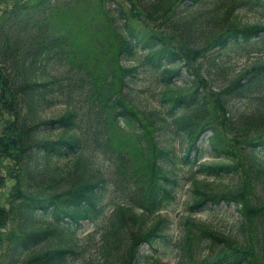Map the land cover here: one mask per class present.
<instances>
[{
	"label": "trees",
	"instance_id": "trees-1",
	"mask_svg": "<svg viewBox=\"0 0 264 264\" xmlns=\"http://www.w3.org/2000/svg\"><path fill=\"white\" fill-rule=\"evenodd\" d=\"M112 1L115 5L107 6L105 12L118 24L116 53L97 70L98 61L90 55L91 69L78 58L69 33L57 32L50 25L53 12L67 0L21 2L0 20V159L14 162L10 165L16 176V203L9 210L0 207V225L9 213L14 222L3 251L5 264H139L152 257L141 253L142 245L154 248L160 241L171 240L166 219L153 214L173 197L181 181L176 168L181 160L192 165L204 155L196 141L205 131L215 161L198 163L196 170L205 176L231 177L235 186L214 190L189 176L185 180L193 185L189 213L205 203H232L238 220L234 232H218L185 217L174 245L178 242L184 264H264V62L250 66L217 90L202 62L231 43L252 40L264 45V24H243L233 14L243 2L264 4V0H220L207 21L212 22L210 26L223 27L206 30L207 34L187 13L201 0H139L165 25L162 33L147 25L133 26L121 3ZM169 24H176L177 31L168 29ZM72 59L76 64L70 63ZM53 63L65 67L57 73L51 70ZM143 66L161 69L165 84L172 76L180 82L175 88L165 85L157 108L150 110H140L133 92L132 84ZM182 68L190 78L183 76ZM215 70L226 74L218 65ZM81 78L89 84L80 86ZM79 86L88 94L87 102L99 106L96 111L104 117L106 132L102 130L97 137L100 143L93 141V145L100 146L103 155L115 163L111 179L122 193L98 230L87 233L83 241L68 243L72 237L67 241L66 231L72 233L81 221H93L102 213L106 178L95 169L85 174V164L77 159L75 168L81 170L73 173L74 183L60 191L37 189L35 182L59 171L55 161L75 155L81 148L76 108L68 107L56 117L44 116L67 98L79 101V95H84ZM234 100L246 105L234 108ZM118 120L137 131L133 156L124 144L111 140L109 128ZM53 130L58 131L55 138L50 135ZM181 132L199 152L192 159L186 155L178 158L172 145V136ZM147 134L153 139L150 151L141 148ZM54 235L56 245L31 260L26 258L29 250ZM203 241L207 253L197 257Z\"/></svg>",
	"mask_w": 264,
	"mask_h": 264
},
{
	"label": "rangeland",
	"instance_id": "rangeland-1",
	"mask_svg": "<svg viewBox=\"0 0 264 264\" xmlns=\"http://www.w3.org/2000/svg\"><path fill=\"white\" fill-rule=\"evenodd\" d=\"M27 1L29 0H0V20H2L5 13L12 6ZM117 1L121 3L123 12L128 16L129 22L133 23V26L142 28L147 25L162 33V28L165 25L161 26L159 23L160 20L157 19L156 16L153 17L148 13L145 7L140 5L139 0ZM219 2L220 0H201L187 12L197 24L202 26V30L205 33L207 32L206 30L215 32V28H219L217 30L220 31L222 29L221 27H223V25L214 26L216 24L210 26L212 22L207 21L211 12L210 10ZM113 4L112 0H67V2L59 9L55 10L51 16L50 25L54 27L55 31L67 32L72 36L78 58L82 60L86 66L90 67V69L94 64L91 66L92 63L87 58L88 55H90L93 60L96 59L98 61L94 67L95 70H97L98 67L104 68V61L113 57L116 53L115 30H117L118 24L116 23L117 26L113 24L105 12L107 6L112 7ZM146 13L152 18L148 17ZM233 14L236 15L243 24H264V4H256L251 1L243 2ZM121 17H125V15L121 14ZM174 26H176V24H169L168 29L177 31ZM199 36L200 34H198V37ZM263 47L264 45L261 41H240L231 43L224 49L219 50L216 54H212L210 60L205 58L202 59L204 68H208L210 71L208 78L210 79L212 88L217 90L231 78L241 75L244 70L250 66L264 62ZM141 55L142 54L139 53V56ZM70 63L73 65L76 64L74 59H72ZM199 63V61L195 63V69L199 67ZM115 64L116 62H113V65ZM217 65L226 70L225 75H222L220 71L219 73L216 72L215 67H217ZM64 67V63H56L55 65L53 63L51 70L58 73L61 72ZM182 74L184 77L190 78L185 68H182ZM161 75V69L153 70L144 66L139 68L136 78L134 79L135 82L132 85L133 92L137 95L135 102L138 107H140V110H150L153 109V107L157 108V98L160 97L161 91L164 89L163 87L167 85V87L175 88L180 84L177 80V76H172L170 82L165 84L161 79ZM88 84L89 83L82 79L80 86ZM80 86L79 88L84 95H79V101L75 99L69 100L67 98V101L64 103L56 104L47 110L44 116L56 117L63 113L68 107L76 108L79 117L76 130L77 134L80 136L81 148L75 155L55 161L59 171H52L49 175L44 176L42 182H38V180L35 182L38 184L37 189H45L48 192L60 191L64 186L74 183L75 176L73 173L81 170V168H75L74 163L76 164L77 159H80L82 164H85L83 169L85 174L87 172L91 173L95 169L97 175L106 178L105 194L102 201V213L91 222L87 220L82 221L80 227L73 229V231H71L72 233L66 231L67 233L64 235V238L68 241L70 236L72 237L69 239L70 241L68 243L83 241L87 233L89 234V232L98 230L104 224L106 217L110 214V210L114 207L115 203L120 201V194L122 193V190H120L111 179V174H113V171L116 169L115 163H111L110 160L103 155L100 151V146L94 147L93 145V141H95V143H100L97 139L99 136L98 134L102 135V130L106 132L107 128L105 129L102 127L104 117L96 111L99 110V106L95 107L92 100L87 102L88 94L84 92ZM208 100L213 101L211 96H209ZM233 102L234 108L238 109L246 105L245 102L244 104L236 100ZM209 103L210 106H213L212 102ZM168 120H170V117ZM109 133L112 141H115L116 144H124L129 148L131 156L134 155L132 149L136 146L135 143L137 141V131L134 126L129 125V123H126L124 120H118L113 128H109ZM57 134V130L50 132V135L54 138ZM95 134L97 135L96 137ZM207 135H209V132L205 131L199 140L196 141V143H199V148L204 151V156L199 157L197 160L198 163H210L215 161L208 151ZM147 136L148 137H145L144 140L141 141L143 144L141 148L145 151H150L153 139L149 134H147ZM92 138L95 139L93 140ZM188 144L190 143L185 132H181V135L175 133L174 137L172 136V145L178 154V158L185 155L186 151L188 152V158L196 154L197 151H194L192 146L188 148ZM181 161H183L182 164L176 166L178 179L181 181L178 182L176 189L172 193L173 197L167 199L166 206L153 214L156 218L161 216L166 219L167 232L171 240L168 243L160 241V244L154 248L142 245L141 253L144 255H152V257H146L139 264H184V260L177 246L178 242L177 245H174V242L182 234V221L185 217H190L200 225H207L215 231L218 230V232L219 230L223 232H234V225L238 217L235 206L232 203H220L215 205L205 203L199 211L189 213L191 211L188 210V206L193 198V185H191L189 181H185L189 176H192V181L197 179L198 181L206 183L203 185L207 188L221 190L233 188L235 186L234 179L231 177H205L204 173L196 170L197 162L194 163V165H189L190 163H185L184 160ZM10 164H14V162L0 159V207L6 210H9L10 206L16 203L14 197V187L16 183V176L14 175L15 169ZM261 194L264 195V192H261ZM12 218L13 215L9 213L6 220L0 225V264H5L6 261L3 251L10 238V233L13 231L14 222ZM44 222L50 224L48 218H44ZM59 237H62V235L59 234ZM97 237L98 236L94 238L96 239ZM55 241H57V236L54 235L50 240L39 243L35 248L26 253V258H29V260L35 258L38 254L56 245L54 243ZM202 245L203 246L196 251L197 257L207 253V247L204 241ZM87 254L88 251L86 249V255Z\"/></svg>",
	"mask_w": 264,
	"mask_h": 264
}]
</instances>
